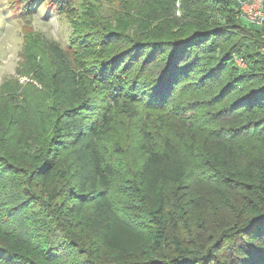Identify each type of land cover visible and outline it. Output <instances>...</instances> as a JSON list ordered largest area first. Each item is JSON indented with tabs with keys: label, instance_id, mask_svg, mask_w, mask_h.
I'll list each match as a JSON object with an SVG mask.
<instances>
[{
	"label": "trees",
	"instance_id": "16d2710c",
	"mask_svg": "<svg viewBox=\"0 0 264 264\" xmlns=\"http://www.w3.org/2000/svg\"><path fill=\"white\" fill-rule=\"evenodd\" d=\"M131 2L143 29L100 42L90 74L42 41L21 106L0 108V264H264V22L246 25L237 0H181L179 18L175 0ZM182 82L215 88L218 117L234 119L200 144V115L176 124L200 171L164 134L135 168L107 154L101 134L116 114L131 118L137 101L166 100ZM249 133L255 148L232 143Z\"/></svg>",
	"mask_w": 264,
	"mask_h": 264
},
{
	"label": "rangeland",
	"instance_id": "374dc122",
	"mask_svg": "<svg viewBox=\"0 0 264 264\" xmlns=\"http://www.w3.org/2000/svg\"><path fill=\"white\" fill-rule=\"evenodd\" d=\"M61 1L66 3L64 7H59V0H0V108L4 105L21 106L24 86L30 82L34 70L38 68L37 62L41 60L42 41L70 51L79 72L88 75L101 54L97 48L100 42L103 41L107 46L112 39L117 38V33L121 37L131 36L143 29L133 11L139 10L142 5H133L131 0L127 3H124L125 0ZM180 4L181 0H175L172 8L176 18L182 15ZM243 7L245 13L253 15L257 4L255 0H245ZM262 26L263 23L260 27H251L261 29ZM107 31L110 33L103 34ZM261 51L264 54V47ZM237 67L245 69L246 65ZM199 75L195 71L191 77L198 78ZM104 87L105 84H101L97 89V96L101 99L106 97ZM214 89L203 88L195 82H182L166 100L150 101L145 98L137 101L133 117L116 114L110 127L101 134L107 145V154L125 159L135 168L141 162L145 150L161 148V137L164 134L177 145L185 167L192 174L200 171L198 152H189L187 135L176 124L182 120L190 122L200 115L198 144L205 137L229 135L227 129L234 119L233 116L218 117V108L213 105ZM197 106L203 108V112H198L195 116L193 108ZM94 112L97 111H90L92 117ZM255 138L249 133L246 136H236L232 143L248 149L255 148L258 146ZM197 175L195 190L207 195L211 190L210 183L202 174ZM218 210L221 218H229L228 211L221 205ZM199 211L206 218L210 217L207 202H201Z\"/></svg>",
	"mask_w": 264,
	"mask_h": 264
},
{
	"label": "built area",
	"instance_id": "2783aa9c",
	"mask_svg": "<svg viewBox=\"0 0 264 264\" xmlns=\"http://www.w3.org/2000/svg\"><path fill=\"white\" fill-rule=\"evenodd\" d=\"M257 4L256 12L251 15L250 13H245L244 3L245 0H237L239 5L240 13L239 18L251 26L260 27L264 21V0H255ZM237 66L244 65L241 59H235Z\"/></svg>",
	"mask_w": 264,
	"mask_h": 264
}]
</instances>
